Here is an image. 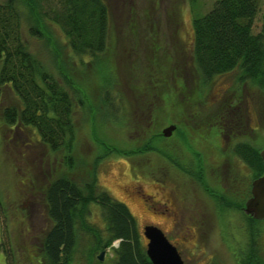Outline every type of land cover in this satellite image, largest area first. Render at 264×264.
<instances>
[{"label":"rangeland","instance_id":"1","mask_svg":"<svg viewBox=\"0 0 264 264\" xmlns=\"http://www.w3.org/2000/svg\"><path fill=\"white\" fill-rule=\"evenodd\" d=\"M106 1L113 30L105 62L95 74L93 61L86 58L81 65L69 55L58 29L51 28L53 41L48 44L29 37L27 7L23 0L17 5L29 51L60 83L57 69L62 64L91 107L86 104L73 114L70 153L64 149L53 153L41 144L36 132L9 128L4 110H19L20 104L11 89L0 87V244L5 246L0 264H47L41 247L51 223L44 190L60 177L79 186L96 180L100 189L123 203L134 218L145 250L143 229L155 226L177 248L184 264H243L249 254L247 223L240 217L215 218L214 205L208 209L196 205L195 201L207 205L200 189L203 182L190 181L187 173H204V182L216 191L215 175L203 165L204 160L215 158L213 170L221 175L219 182L230 183L229 174L238 179L231 185L235 197L243 191V184L250 186L252 182V173L245 172L244 177V170H238L242 160L232 154L235 143L244 142L239 148L249 144L264 149V91L244 79L240 71L205 84L193 69V22L220 0H122L119 9L113 5L115 1ZM57 2L40 0L41 12L50 14ZM263 14L264 0L253 23L254 34L262 29ZM54 44L62 53L57 59ZM111 74L115 81L109 97L113 101L117 98L119 105L122 99L126 106L115 121L95 110L103 98L97 77L111 80ZM145 84L151 90L147 95H143ZM171 126L177 128L172 137H163L162 132ZM219 135L224 137L221 145ZM66 158L71 160L70 167ZM242 165L252 172L246 162ZM137 190L160 203L165 201L163 196L171 194L180 206L176 224L171 218L174 206L168 215L150 200L145 203L136 197L138 194H130ZM188 202L192 209L200 207L204 217L195 223L197 237L184 241L187 229L194 227L186 209ZM87 209V216L79 213V244L72 264H116L114 252L120 241L100 249L109 239L106 222L98 205L90 204ZM158 212L165 217L154 216ZM259 225L264 230V221ZM259 235L262 240L264 232ZM193 241L195 247H191ZM102 252L103 260L99 261Z\"/></svg>","mask_w":264,"mask_h":264},{"label":"trees","instance_id":"2","mask_svg":"<svg viewBox=\"0 0 264 264\" xmlns=\"http://www.w3.org/2000/svg\"><path fill=\"white\" fill-rule=\"evenodd\" d=\"M19 1L22 2L0 0V87L11 89L20 104L19 110L14 107L4 110V116L9 128L32 130L51 152L64 149L69 154L74 140L73 114L77 108L82 109L86 104L91 107V104L84 92L73 84L62 64L57 69L60 83L29 51L22 37ZM113 1L119 9L122 0ZM261 1L220 0L208 14L194 20L193 69L205 84L240 71L244 79L264 91V14L261 31L253 33ZM23 3L28 10L29 37L51 43V28L58 29L66 41L69 55L81 65L86 58L90 59L94 74L99 71L101 63L105 62L113 30L106 0H58L50 14L41 12L40 0H23ZM57 48L52 45L56 59L62 55ZM110 77L111 80L101 75L97 77L103 86V98L95 110H102L104 117L115 121L117 114L126 111V106L122 99L120 105L117 98L110 99L115 75ZM142 87L143 95L151 91L146 84ZM239 150V158L251 166L255 178H259L264 172L261 150L249 144ZM65 161L70 167L71 160L66 158ZM44 200L51 223L41 247L47 264L74 262L79 244V213L82 211L87 216L86 209L90 204L101 209L109 235L107 243L100 249L119 240V247L114 252L116 264H151L128 208L100 189L96 180L79 186L65 177L56 178L46 186ZM81 223L86 224L85 221ZM4 251L5 246L0 244V254ZM251 263L248 254L243 264Z\"/></svg>","mask_w":264,"mask_h":264},{"label":"flooded vegetation","instance_id":"3","mask_svg":"<svg viewBox=\"0 0 264 264\" xmlns=\"http://www.w3.org/2000/svg\"><path fill=\"white\" fill-rule=\"evenodd\" d=\"M177 128L175 127V130ZM175 132V131H174ZM173 132V133H174ZM172 137V135L170 136ZM169 137V138H170ZM220 143V145L222 143H224V137L223 136H220L217 138ZM230 141V139L228 138L226 140V142ZM244 144V142L242 141H239V142H236L235 143V146L233 147V156L235 158H239V151H235L237 150V148ZM239 150V149H238ZM232 151V150H231ZM237 155V156H236ZM241 160V159H240ZM239 160V161H240ZM215 163V158L214 160H211V162L207 161V160H204V168H207L210 170V173L213 175H215V179H212L215 184V186L212 184V186H214V189H216V191H213V189H210L208 187V185L206 184V182H204V178L206 179V177L204 176V173H201V174H195L193 175L194 171L192 170H188L187 173L190 175V181L192 180H200V182H203L202 185H200V189L203 190L204 194H205V198L204 200H206L207 202V205L201 203V204H197V201H195L196 205H199L200 207L202 208H209V206H215V208H217L215 211H213V215L215 218L217 217H220V218H223V217H234V218H241V220H243L244 222L247 223V226L245 228L246 232L248 233L249 235V240H248V244H247V247H248V251H249V254H250V257H251V264H264V248L261 246V243L259 245V241H262L264 243V238L261 240L260 238V235L261 233L264 232V230L260 227V223H262L264 220L262 221H258V220H255L253 219L251 216L249 215H246L245 212H244V208H245V203L247 202V200L249 198H251V190H252V184L253 182L257 179L255 178V172L254 170L251 168L252 172L250 170H246L244 168V166L242 165V161H240V169H243L244 170V177L245 176V172L246 174L248 175L249 173H252V182L250 184V186H245L243 184V191L241 193L238 194L237 196V193L235 194L236 198L233 197L234 195L232 194L233 193V188L231 189V185L232 183L235 181H238V179L236 178H232L231 179V176H227L228 179H230V183H228L229 181L227 180V183L228 184H223L221 182L218 181V177H220L221 175L213 170V165ZM231 171H234V170H231ZM198 175V176H196ZM206 175V174H205ZM196 176V177H195ZM207 180V179H206ZM199 184V183H198ZM221 188V189H220ZM218 191V192H217ZM139 192V193H138ZM131 195H134V194H138L136 197L140 199V201L142 202H145L147 203L148 200H150V202L153 203V205L155 206H158L160 208H163V212L164 210L167 211L168 215H170V212L172 210V207L174 206V212H171V218L172 220L175 222L174 224H176V219L178 218V213H179V210H180V206L175 202V198L171 195V194H168L165 198L163 196V199L166 201L163 202H158V201H155L153 198L154 196H149V195H145V194H141L140 193V190H137L135 191V193L131 192L130 193ZM190 202L186 203L187 206H186V209L188 210L189 213H191V215L189 216V220L190 222L194 225V227H191V228H188L185 235H184V241H189L188 238H191L192 236H195L197 237L198 235V230L195 228V223H199V219L202 217H204L200 211V207L199 209H192V205L193 204H189ZM219 208V209H218ZM218 211V213H217ZM163 212H158V213H154V216H159V217H165V214ZM194 212V213H192ZM257 225L258 228H257ZM258 229L260 230L261 233H259ZM196 245L194 244V241L192 243V246L191 247H195Z\"/></svg>","mask_w":264,"mask_h":264},{"label":"water","instance_id":"4","mask_svg":"<svg viewBox=\"0 0 264 264\" xmlns=\"http://www.w3.org/2000/svg\"><path fill=\"white\" fill-rule=\"evenodd\" d=\"M175 131V126L164 130L162 136L168 138ZM260 158L264 169V149L260 151ZM244 212L253 219L264 220V172L252 184L251 198L245 203ZM143 236L147 240L146 256L151 264H184L177 248L171 244L163 232L155 226H147L143 229ZM104 252L98 257L103 260Z\"/></svg>","mask_w":264,"mask_h":264}]
</instances>
